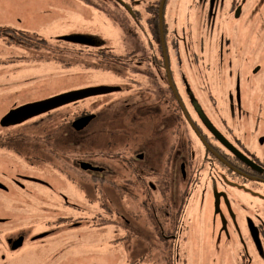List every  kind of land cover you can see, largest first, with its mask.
Segmentation results:
<instances>
[{
	"label": "flooded vegetation",
	"instance_id": "1",
	"mask_svg": "<svg viewBox=\"0 0 264 264\" xmlns=\"http://www.w3.org/2000/svg\"><path fill=\"white\" fill-rule=\"evenodd\" d=\"M253 1L73 0L79 6L97 7L118 22L123 30L126 28L122 24L129 30L135 27L145 30L140 17L146 16V36L150 40L146 72L150 79L152 75L157 78L159 88L153 89V95L150 94L153 102L148 101L147 92L146 103L125 102V107L131 108L127 127L145 115L146 123L150 122L146 128V176L138 169L129 172L138 178H148L146 184L150 189H155L150 176L158 177L161 183L160 195L164 204L156 206L147 194L146 220L149 235L162 246V264H194L192 251L199 245V233L211 225L229 242L235 264H264V73L258 63L262 48L257 40L264 35V14L258 1L251 6ZM79 10L82 13L85 9L80 7ZM252 18L256 19V24L252 25ZM16 28L0 27V34L6 35L9 31L17 33ZM14 38H9V42ZM104 43V39L76 34L56 37L54 46L82 44L84 47H97L104 58L113 56L101 47ZM119 63L125 64L122 61ZM3 75L0 73V78ZM38 78L44 83L40 90L46 95L14 102L1 114L0 120L9 110L25 103L72 90L103 86L92 83L72 88L70 85L59 92L49 93L51 89L48 87L61 79L52 74ZM116 87L115 91H122L120 85ZM16 90L20 92L19 88L10 93H18ZM6 92L7 89H0L1 95L7 96ZM76 102L78 100L29 119L41 118L52 110ZM197 110L204 114L207 124ZM98 116L100 114L91 109L82 110L72 120L63 121L58 128V137L53 135L52 130L33 139H23L21 133L6 135L4 130L29 119L13 125L0 124V193L6 194L13 187L32 192V186L38 187L56 193L54 204H51H61L67 209L77 205L65 192L76 189L88 192L89 188L99 195L103 193L105 182L115 186L117 191L119 155L115 158L80 157L70 161L72 157L66 150H69L70 143L86 145V131L92 130L91 126ZM83 117L89 120L78 125L80 127H74L73 122ZM113 126L107 144L118 142L115 122ZM15 142L18 143L13 146ZM99 142L101 144V140L96 138L89 143ZM39 144L45 146L42 154L35 152ZM18 146H24L26 152H20ZM8 150H15V156L26 162L28 169L37 167L34 170L41 175L8 169V157L4 155ZM83 152L85 154V150ZM22 154L25 159L19 157ZM154 158H158V167L148 164L151 161L155 163ZM111 159H115L113 162L116 164H111ZM143 159L142 151L135 154L134 160ZM60 163L66 164L67 168ZM82 163L89 166L83 168ZM127 163L132 164V161ZM69 169L76 173L70 174ZM142 170L145 173V169ZM73 187L76 189H71ZM52 219L55 220L48 222L50 227L54 226L51 230L65 226L68 233L80 223L79 220H71L70 215ZM5 223L6 219L0 221L3 234L0 247L17 253L24 244L22 227H15L16 231L10 230V234L6 235L3 231ZM92 226L101 229L98 221ZM47 231L37 234L47 236ZM11 264H18V261Z\"/></svg>",
	"mask_w": 264,
	"mask_h": 264
},
{
	"label": "rangeland",
	"instance_id": "2",
	"mask_svg": "<svg viewBox=\"0 0 264 264\" xmlns=\"http://www.w3.org/2000/svg\"><path fill=\"white\" fill-rule=\"evenodd\" d=\"M257 1L264 14V0H255L251 6ZM80 7L85 9L82 13ZM252 20V25L256 24V19ZM140 21L145 30L136 27L129 30L122 24L126 28L123 30L118 22L102 10L85 4L79 6L73 0H0V27H17L18 30L17 33L9 31L6 35L0 34V73L4 74L0 78V89H7V96L0 94V101L3 99L0 103V116L14 102L46 95L40 90V86L44 84L40 82V76L52 74L61 79L48 87L51 89L48 90L49 93L59 92L70 85L76 88L92 83L122 87V91L83 98L76 103L52 110L41 118L29 119L4 130L7 136L10 133H21L23 139L38 138L51 130L58 137V128L65 119L70 121L82 110L91 109L100 116L93 122L92 130L86 131V145L70 143L67 153L72 157L70 161L80 157L115 158L119 155V187L116 191L115 186L105 182L103 193L99 195L89 188L88 192H78L73 187L71 189L76 190L65 194L77 206L67 209L61 204L53 205L56 193L38 187L32 186V192L13 187L6 194L0 193V221L7 220V224H1L6 226L4 233L8 235L10 230L16 231L15 227H22L24 234V244L17 253H10L0 247V264L16 261L18 264H162V246L149 235L146 220L147 194H150L156 206L164 204V198L160 195L161 183L158 177L148 176L155 184V189H150L146 184L148 178H138L129 172L131 169H138L140 174L146 176V128L150 122L146 123L145 115L127 127L130 124L128 114L131 108L127 109L125 102L146 103V92L148 101L153 102L150 94L153 95V89L159 88L157 78L152 75L150 79L146 72V55H149L150 47V40L146 36V16L140 17ZM247 33H251L249 29ZM76 34L93 36L97 40L104 39L105 43L101 47L114 55L104 58L97 47H84L82 44L54 46L56 37ZM11 37L15 38L9 42ZM257 40L258 46L262 48L258 63L264 73V35ZM47 47L50 49H46ZM120 61L125 64L119 63ZM138 61H141L139 65L136 64ZM61 75L66 76L60 78ZM19 88L20 92L16 90L18 93H10ZM114 122L119 139L117 143L107 144ZM12 136L16 135L10 137ZM96 138L101 140V144L89 143ZM23 147L17 148L25 153L26 149ZM44 148L42 144L36 145L35 152L42 154L45 152ZM141 151L144 153L143 161L134 160L135 154ZM6 152L4 155L8 157V169L22 174L41 175L34 170L37 167L28 169L27 163L15 156V150ZM19 157L26 158L23 154ZM114 160L111 159V164H116ZM130 161L132 164L127 163ZM154 161L155 163L151 161L148 164L158 167V158H154ZM60 165L67 168L66 164ZM142 169H145V173ZM70 172L72 175L76 173L75 170ZM69 215L71 220L80 221L76 228L70 229L69 233L65 226L50 229L54 226L50 227L49 220L54 221L52 218ZM95 221L100 222L101 229L92 226ZM44 231H47V236L46 233L43 237L37 234ZM53 233L56 234L53 236ZM0 237H3L2 231ZM192 255L194 264H235L229 242L212 225L199 233V245L192 251Z\"/></svg>",
	"mask_w": 264,
	"mask_h": 264
},
{
	"label": "water",
	"instance_id": "3",
	"mask_svg": "<svg viewBox=\"0 0 264 264\" xmlns=\"http://www.w3.org/2000/svg\"><path fill=\"white\" fill-rule=\"evenodd\" d=\"M118 87L115 86H94L88 88H82L78 90H72L65 93H61L46 99L25 103L14 109L9 110L0 120L1 125H13L21 123L31 117H34L38 114L47 112L53 108L67 104L70 102L77 101L89 96L106 94L112 91L117 90ZM200 118L204 123L208 122L204 114L197 110ZM89 120L88 117H83L77 119L73 122L74 127H80L78 125H83ZM207 124V123H206ZM89 164L82 163V167L86 168Z\"/></svg>",
	"mask_w": 264,
	"mask_h": 264
}]
</instances>
